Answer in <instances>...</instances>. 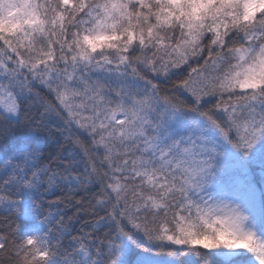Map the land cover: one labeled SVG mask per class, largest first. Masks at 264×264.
I'll use <instances>...</instances> for the list:
<instances>
[{"label":"snow or ice","instance_id":"snow-or-ice-1","mask_svg":"<svg viewBox=\"0 0 264 264\" xmlns=\"http://www.w3.org/2000/svg\"><path fill=\"white\" fill-rule=\"evenodd\" d=\"M0 215V264H264V0H0Z\"/></svg>","mask_w":264,"mask_h":264},{"label":"trees","instance_id":"trees-1","mask_svg":"<svg viewBox=\"0 0 264 264\" xmlns=\"http://www.w3.org/2000/svg\"><path fill=\"white\" fill-rule=\"evenodd\" d=\"M255 167H256V169H257V166H255ZM253 178H254V180H255L257 183H259V182L261 181V178H260L258 175L256 176L255 173H254ZM66 212H67L68 215H71L72 210H71V209H67ZM0 221H3V215H0ZM80 228H81V224H80L79 221H75V222H73V231H74V233L78 232V230H79ZM85 230H87V229H85ZM129 251H130V252H129V254H128L127 257L129 258V260H131V259H133L135 256L139 255L141 250H140L139 248H135V247L133 246V247L130 248ZM153 255H155L157 258H162V259L165 258V257H163V256H161V255H157V253H156L155 250H153ZM0 258H2V257H0Z\"/></svg>","mask_w":264,"mask_h":264},{"label":"rangeland","instance_id":"rangeland-1","mask_svg":"<svg viewBox=\"0 0 264 264\" xmlns=\"http://www.w3.org/2000/svg\"><path fill=\"white\" fill-rule=\"evenodd\" d=\"M235 160H238V157H236L233 153H226V155H225V157L222 159V161H221V163H223V164H228V163H231V162H233V161H235ZM255 166H257L258 167V165H253L252 167H251V171H252V175L254 176V172H255V170H256V167ZM258 170V175H259V177L261 178V174H260V169H259V167L257 168ZM258 186H259V183H258ZM130 252V251H129ZM129 252L127 253V256H128V254H129ZM126 256V259H127V261H128V264H135V262H136V260H137V257H138V255L137 256H135L133 259H131V260H129V258ZM157 258V257H156ZM158 259H162V258H158Z\"/></svg>","mask_w":264,"mask_h":264}]
</instances>
